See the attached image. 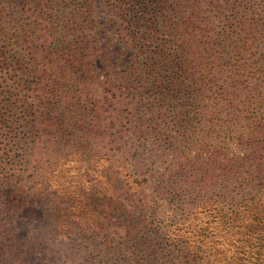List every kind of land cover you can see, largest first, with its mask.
<instances>
[{"label":"trees","instance_id":"16d2710c","mask_svg":"<svg viewBox=\"0 0 264 264\" xmlns=\"http://www.w3.org/2000/svg\"><path fill=\"white\" fill-rule=\"evenodd\" d=\"M107 1L101 74L96 0H0V264H264V0Z\"/></svg>","mask_w":264,"mask_h":264},{"label":"rangeland","instance_id":"374dc122","mask_svg":"<svg viewBox=\"0 0 264 264\" xmlns=\"http://www.w3.org/2000/svg\"><path fill=\"white\" fill-rule=\"evenodd\" d=\"M97 4V44L99 53L104 55V61L99 64V72L104 74V68L107 70H115L117 73L129 65L131 62L132 49L127 44V38L120 25V20L112 6L107 0H96ZM21 130V129H20ZM20 137H24V132L21 130ZM43 203L40 200H35L34 203L20 210L16 217V223L20 226L18 236L24 245H37L31 258L34 260L40 255V250L46 248L45 244H36L34 239H26L24 237L31 232L29 236L35 237L34 226L41 225L45 222ZM23 238V239H22ZM27 238V237H26ZM60 243L62 241H59ZM58 242V243H59ZM43 256V255H40Z\"/></svg>","mask_w":264,"mask_h":264}]
</instances>
